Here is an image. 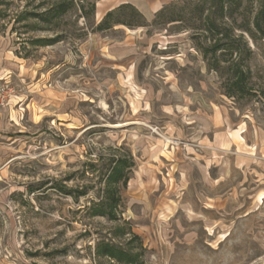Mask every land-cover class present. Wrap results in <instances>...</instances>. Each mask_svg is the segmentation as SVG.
Masks as SVG:
<instances>
[{
    "label": "rangeland",
    "instance_id": "obj_1",
    "mask_svg": "<svg viewBox=\"0 0 264 264\" xmlns=\"http://www.w3.org/2000/svg\"><path fill=\"white\" fill-rule=\"evenodd\" d=\"M11 60L0 264H264V0H0Z\"/></svg>",
    "mask_w": 264,
    "mask_h": 264
},
{
    "label": "crops",
    "instance_id": "obj_2",
    "mask_svg": "<svg viewBox=\"0 0 264 264\" xmlns=\"http://www.w3.org/2000/svg\"><path fill=\"white\" fill-rule=\"evenodd\" d=\"M127 1L129 4L131 3V5H135V2L139 0H127ZM2 64L0 65V68L4 66ZM4 64L5 66L2 69H0L1 71L7 70V72L13 71L15 73H18V72L20 73L22 69L20 65L21 63L18 62V60L17 61L11 60L9 62H5ZM30 104H31V101L29 102V99H28V101L21 103L20 107H17L18 109L14 110L12 106L13 104H12L8 108H4L0 111V179H1V174L5 170L4 163L8 162L9 159L15 155L14 151H16V142L18 141V138L16 136H12L10 134V133H14V130L17 129V126H18V119L12 116L13 112L15 113L16 111L17 114L20 113L19 108L24 109L26 111V109L30 108L31 106ZM10 129H11V132H10Z\"/></svg>",
    "mask_w": 264,
    "mask_h": 264
},
{
    "label": "built area",
    "instance_id": "obj_3",
    "mask_svg": "<svg viewBox=\"0 0 264 264\" xmlns=\"http://www.w3.org/2000/svg\"><path fill=\"white\" fill-rule=\"evenodd\" d=\"M14 96V88L11 86L10 81L0 76V111L8 106Z\"/></svg>",
    "mask_w": 264,
    "mask_h": 264
},
{
    "label": "trees",
    "instance_id": "obj_4",
    "mask_svg": "<svg viewBox=\"0 0 264 264\" xmlns=\"http://www.w3.org/2000/svg\"><path fill=\"white\" fill-rule=\"evenodd\" d=\"M235 70H234V81L232 82L233 85H235L236 87H238L240 89V91H244L242 90L243 88V82L245 80V75L242 73V71L239 70L238 65H235Z\"/></svg>",
    "mask_w": 264,
    "mask_h": 264
}]
</instances>
